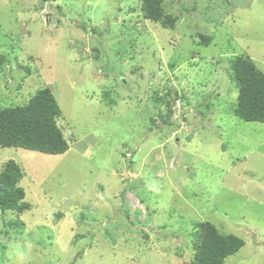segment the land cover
Segmentation results:
<instances>
[{
  "label": "rangeland",
  "instance_id": "1",
  "mask_svg": "<svg viewBox=\"0 0 264 264\" xmlns=\"http://www.w3.org/2000/svg\"><path fill=\"white\" fill-rule=\"evenodd\" d=\"M142 5L0 0V107L50 87L71 144L0 145L26 192L0 264H189L205 221L245 240L223 264H264V122L234 114L231 70L264 71V0H163L172 27Z\"/></svg>",
  "mask_w": 264,
  "mask_h": 264
},
{
  "label": "trees",
  "instance_id": "2",
  "mask_svg": "<svg viewBox=\"0 0 264 264\" xmlns=\"http://www.w3.org/2000/svg\"><path fill=\"white\" fill-rule=\"evenodd\" d=\"M144 16L172 27V16L165 13L163 0H143ZM208 45L211 36L200 34ZM234 79L239 82L238 101L234 114L245 121L264 122V71L248 56L238 55L231 62ZM170 105L167 117L172 115ZM63 112L52 89L44 86L36 90L29 101L15 106L0 107V145L15 146L45 153H64L71 146L65 137L61 121ZM23 171L9 159L0 171V209L20 210L26 192L19 185ZM200 235L195 246L194 260L189 264H223L239 251L245 240L234 233H220L217 226L200 223Z\"/></svg>",
  "mask_w": 264,
  "mask_h": 264
}]
</instances>
